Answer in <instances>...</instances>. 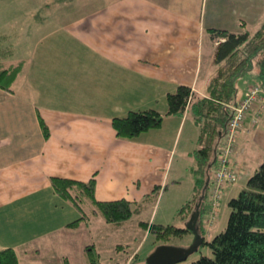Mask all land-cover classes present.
<instances>
[{
  "label": "crops",
  "instance_id": "crops-1",
  "mask_svg": "<svg viewBox=\"0 0 264 264\" xmlns=\"http://www.w3.org/2000/svg\"><path fill=\"white\" fill-rule=\"evenodd\" d=\"M11 1L0 8L10 20L18 11L17 2L12 7ZM60 1L53 0L52 5L51 0H27L29 9L25 10L36 21L35 28H49L57 14L58 23L40 33L34 44L26 38L32 47L19 60L24 66L12 89L0 86V250L16 248L20 264H67V259L73 264L74 249L83 255L86 245L98 249L96 243L80 238L83 228L92 231L96 227L112 240L110 247L115 237L121 240L111 255L120 264L125 260L121 253L127 244L124 233L151 208L149 196L156 186H161L160 193L177 191V211L194 193L199 126L189 111L167 113L168 93L186 84L196 94L206 95L217 71L218 41L212 39L209 28L235 30L234 22L244 28L264 15V0H232L229 12L237 21L232 20L231 27L225 0H211V4L210 0H92L90 8L70 0H64L67 3L61 7ZM68 12L78 16L68 21ZM0 26V47L12 50L1 61L16 63L19 43L13 41L8 23ZM243 77L237 80L236 102L257 83L256 73ZM150 108L165 114L161 127L137 139L117 135L114 117ZM236 138L231 165L238 178L245 174L248 181L264 162L260 101L253 105ZM223 141L224 136L218 147ZM217 165L215 156L209 172L208 207ZM52 176L81 181L94 177L97 199L126 198L142 203V211L122 224L93 214L78 227H70L82 213L56 192ZM184 182L191 196L188 188L177 189ZM238 184L225 185L222 197L239 194L242 187ZM220 207L221 203L212 224L207 222V213L203 216L207 240L221 232ZM86 209L91 214L92 206ZM153 218L154 213L149 221Z\"/></svg>",
  "mask_w": 264,
  "mask_h": 264
},
{
  "label": "trees",
  "instance_id": "trees-1",
  "mask_svg": "<svg viewBox=\"0 0 264 264\" xmlns=\"http://www.w3.org/2000/svg\"><path fill=\"white\" fill-rule=\"evenodd\" d=\"M214 41H218L214 54L217 71L208 84V92L202 96L192 87L180 84L176 91L167 95L168 114L183 115L189 111L199 126L198 147L194 152L196 164L193 168L196 182L193 195L179 208L178 214L188 220L196 203L204 195L200 205L198 231L202 235L201 245L208 246L212 255L203 254L192 264H264V162L249 177L247 186L237 196L229 200L231 212L224 231L207 240L203 216L211 208L207 201L209 187L203 192L210 169L215 159L217 146L224 134L231 115V105L236 102L238 93L237 79L254 70L257 83L264 89V20L255 32L248 29L240 31L227 28H209ZM11 49L0 47V86L12 89V85L21 72L24 61L6 64L1 58L8 56ZM165 114L157 109L131 110L125 116H116L113 125L117 135L128 139H137L144 132L162 126ZM46 136L49 129L42 120ZM56 192L71 201L82 216L68 226L78 227L82 221L93 214H101L105 221L122 224L142 211V203L126 198L99 200L96 197V179L88 181L59 176L51 177ZM168 184L165 186V189ZM161 191L156 186L149 196L154 199ZM91 205V214L87 206ZM139 225L154 234L158 239L168 240L173 235L191 232L187 227L140 220ZM121 245V244H120ZM119 247V245L117 246ZM197 248V249H198ZM88 264H103L101 254L94 244L85 246ZM67 264L69 260L67 259ZM0 264H20L19 254L14 247L0 250ZM120 264H127V260Z\"/></svg>",
  "mask_w": 264,
  "mask_h": 264
},
{
  "label": "rangeland",
  "instance_id": "rangeland-1",
  "mask_svg": "<svg viewBox=\"0 0 264 264\" xmlns=\"http://www.w3.org/2000/svg\"><path fill=\"white\" fill-rule=\"evenodd\" d=\"M7 1L8 0H0V8L7 7ZM17 2V8L18 11L12 13V19L10 20L8 18L9 14H5V12L0 13V25L2 24H6L8 23V29L7 30L9 32H12L13 34V41L15 40L16 43H19V46L17 48V54H16V58L15 62L19 61L20 59L26 57L27 55H29V49L32 47V44L30 46V44L28 42L25 43L26 38L31 40V43L34 44L35 39L40 37V33L42 32H47L48 30H50V28L52 29V27L58 23V14L57 17L55 19H53V23L50 24L49 28L47 29H38L35 28L36 26V21H33L30 19V13L29 11H26L25 9H29L28 8V2L27 0H12L11 1V6L13 7L14 2ZM64 0L60 1L61 7L64 6L65 3L67 2H63ZM75 4H79L80 6L86 7V8H90L92 3V0H70ZM231 1L232 0H225L223 2V4L227 5V16H228V20H229V26L231 27L232 24V20L233 21H237L235 19L236 16H234V18H232V14L229 12V8L231 7ZM52 5H53V0H51ZM50 2V4H51ZM211 4V0L209 2ZM72 7H74V4H72ZM5 11V10H4ZM22 11V12H21ZM224 11V10H222ZM66 19L68 21H70L71 19H74L75 17H77V13L76 12H68L65 14ZM264 15L258 19L255 20H250V22L243 26L244 28H242L240 26V24H237L236 22H234V28L232 29H248L250 30L252 33L255 32L258 27L260 26V23H262V21L264 20ZM61 19H63V15L61 14ZM13 20V21H12ZM55 23V24H54ZM6 27V26H3ZM0 29L1 26H0ZM5 29V28H4ZM11 40V39H9ZM23 43V45H21ZM11 49V48H9ZM259 70V66L256 64L255 68L253 71H251L252 73H246L245 75L241 76L243 78H245V76L249 77L250 74H257ZM242 81L243 79H241L240 77L237 79ZM239 82V81H238ZM258 84V83H256ZM262 104V102H261ZM264 106V102L262 104ZM224 136V134L222 135ZM184 137H185V133L183 136V139L181 141L180 144H183L184 141ZM220 141V140H219ZM195 145H197V142H195ZM195 164V163H194ZM194 176V175H192ZM238 177V174H237ZM238 187H242L245 188L247 186V181H246V175L242 174L239 178H238ZM236 183V182H235ZM227 184H232V183H225L222 186L221 191H223V188L225 185ZM184 188H188V194L187 195H192V190L191 188L188 187V182H184L183 187H178L177 189L180 190H184ZM238 195V194H237ZM236 195V196H237ZM189 196V197H190ZM177 198V191L176 190H166L165 193L164 191H162L160 193V195H157L154 199L150 200L151 203V208L143 213V216L141 217L142 220H150L153 216L154 213V218H153V222L156 223H162V224H171V225H175L178 227H185L186 226V222L189 220H184L177 211V203L178 201H176ZM229 200L230 198H227V196L222 197L221 196V207H220V219L218 220V222L220 223V228L221 231H224L225 228L228 225V220H229V215L231 212V207L229 205ZM218 209V207H217ZM218 212V210H217ZM219 213V212H218ZM100 216H102L100 214ZM103 218V216H102ZM217 222V221H216ZM205 225V223H204ZM206 226V225H205ZM97 232H99L97 234ZM125 237H126V250L122 251L121 253L125 256V260H127V264H147V258L148 256L158 247V245L163 244V243H168V244H173V245H178V246H191L192 244L195 243L196 241V235L194 234L193 231L191 232H187L184 235L178 236V235H173L170 239L166 240H162V239H158L154 234H152L151 232H146L145 229H143L139 223L135 225V227H132L130 229H128L127 231H125L124 233ZM81 240L85 241V243H96L98 245V250L100 251V254L102 256V262L103 264H115V262L112 261V254H114V252H117V243H119L121 240L116 239L117 237H115V240L113 241L114 245L113 248L110 247V243H112V240L110 238H106V236L103 234V232H101V229H98L95 227V229H93L92 231L90 230H86L85 228L82 229L81 232ZM206 237L208 236L207 234L205 235ZM124 237V239H125ZM137 237V239H135ZM111 241V242H110ZM138 248V250H136V248ZM75 252L71 258L72 263L73 264H87L88 262V258L86 255L82 254V251H80V249H74ZM136 250V251H134ZM130 253V254H129ZM129 254V255H128ZM203 254H207V255H212V251L211 249L206 246V245H201L197 250H195L194 252H192L187 258L172 263V264H192L195 260L199 259ZM139 258V259H138ZM123 261V262H124ZM53 262H57L56 260H53ZM60 263V262H57Z\"/></svg>",
  "mask_w": 264,
  "mask_h": 264
},
{
  "label": "built area",
  "instance_id": "built-area-1",
  "mask_svg": "<svg viewBox=\"0 0 264 264\" xmlns=\"http://www.w3.org/2000/svg\"><path fill=\"white\" fill-rule=\"evenodd\" d=\"M264 102V89L255 84L249 88L245 97L231 105V115L224 131V141L218 147L217 168L215 171V188L211 201V208L206 214L207 222L212 224L217 219V207L220 204L222 196V186L225 183H235L238 180L237 173L231 165V156L236 151L237 132L243 126L248 113L257 102ZM263 106V105H262ZM257 121V118L255 119Z\"/></svg>",
  "mask_w": 264,
  "mask_h": 264
},
{
  "label": "water",
  "instance_id": "water-1",
  "mask_svg": "<svg viewBox=\"0 0 264 264\" xmlns=\"http://www.w3.org/2000/svg\"><path fill=\"white\" fill-rule=\"evenodd\" d=\"M213 164V162H212ZM212 164L209 165L208 170ZM210 182V174H208L206 185L203 192L206 190ZM204 195L196 203L195 209L191 213L189 220L186 222L187 228L192 230L196 235V241L191 246H178L168 243L158 245V247L148 256L147 264H172L187 258L192 252L197 250L198 246L202 243V235L198 231V222L200 217V205Z\"/></svg>",
  "mask_w": 264,
  "mask_h": 264
}]
</instances>
